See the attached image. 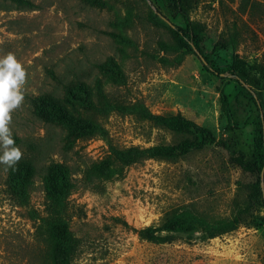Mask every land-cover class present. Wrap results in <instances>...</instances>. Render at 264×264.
I'll list each match as a JSON object with an SVG mask.
<instances>
[{
    "label": "rangeland",
    "instance_id": "374dc122",
    "mask_svg": "<svg viewBox=\"0 0 264 264\" xmlns=\"http://www.w3.org/2000/svg\"><path fill=\"white\" fill-rule=\"evenodd\" d=\"M26 1L32 7L0 0V57L13 54L26 72L9 128L19 161L31 160L36 174L27 199L14 197L0 165V264H49L42 175L51 163L65 165L74 184L59 214L76 240L72 264H264V205L213 239H201L203 224L192 221L230 218L255 187L264 196V171L261 179L243 167L264 120V0ZM180 6L199 26L204 52L226 70L221 77L176 43L168 22L185 28ZM69 83L88 88L94 112L85 115L104 135L67 141L61 126L35 115L33 98L62 97ZM138 108L181 116L215 141L175 160L147 159L119 176L89 177L110 144L149 148L192 137L153 126ZM173 214L191 221L192 231L164 243L139 237Z\"/></svg>",
    "mask_w": 264,
    "mask_h": 264
},
{
    "label": "trees",
    "instance_id": "16d2710c",
    "mask_svg": "<svg viewBox=\"0 0 264 264\" xmlns=\"http://www.w3.org/2000/svg\"><path fill=\"white\" fill-rule=\"evenodd\" d=\"M10 1L32 7V4L26 0ZM178 2L180 5V3H186L188 0H178ZM180 10L185 18V28L174 26L168 22V28L174 35L176 43L182 49L195 54L205 71L211 75L221 77L226 70L220 69L213 64L211 58L202 48L199 26L188 20L183 6H180ZM238 82L242 86L239 79ZM242 88L247 90L246 87L242 86ZM90 95L88 88L84 84H64L62 97H56L52 93H45L35 99L33 98L34 113L45 123H55L61 126L63 132L65 131L64 139L67 141L90 138L96 134L104 135L105 131L100 123L96 119L85 115L86 113L94 112ZM105 104L110 103L105 102ZM111 107L108 108L111 109ZM114 107L117 109L119 106ZM222 110L228 122L232 123V114L224 96H222ZM138 111L142 120L150 122L155 127L166 129L174 134L192 137L176 145H161L149 148L134 146L117 148L110 144L107 157L87 170L89 177L111 178L119 176L126 167L133 164L147 159L175 160L192 150H201L215 141L214 136L207 128L201 127L181 116L152 115L142 108H138ZM263 130L264 120L261 119L258 122L257 132L253 139L252 162L248 164L250 167L246 163L243 166L247 171L255 172L257 175H260L264 166ZM35 174L36 169L31 160L17 162L14 170L8 168L7 186L11 195L27 199V187ZM42 179L48 204V223H50L49 228L46 230L49 245V264H72L76 240L59 216L60 212L65 208L66 198L74 186L70 178L69 169L63 164L51 163L45 168ZM257 203L264 205V197H262L260 189L255 187L248 194L245 203L242 206H237L230 218L212 222H207L203 218H193L192 221L203 224L201 239H213L229 234L237 230L240 225L245 224L252 216ZM191 225L192 222L186 221L183 214H173L157 227H147L139 230L138 235L149 242L164 243L169 241V234L190 233L192 231Z\"/></svg>",
    "mask_w": 264,
    "mask_h": 264
},
{
    "label": "clouds",
    "instance_id": "9594fccd",
    "mask_svg": "<svg viewBox=\"0 0 264 264\" xmlns=\"http://www.w3.org/2000/svg\"><path fill=\"white\" fill-rule=\"evenodd\" d=\"M26 72L11 53L0 57V165L14 170L22 153L15 146L9 123L10 113L23 100L21 87L25 82Z\"/></svg>",
    "mask_w": 264,
    "mask_h": 264
},
{
    "label": "water",
    "instance_id": "95a60500",
    "mask_svg": "<svg viewBox=\"0 0 264 264\" xmlns=\"http://www.w3.org/2000/svg\"><path fill=\"white\" fill-rule=\"evenodd\" d=\"M263 133H264V130H263ZM263 171H264V166H263V168H262V170H261V173H260L261 179H262V177H263ZM263 197H264V196H263Z\"/></svg>",
    "mask_w": 264,
    "mask_h": 264
}]
</instances>
